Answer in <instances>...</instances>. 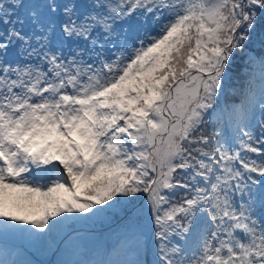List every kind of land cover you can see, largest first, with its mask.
Instances as JSON below:
<instances>
[{
  "label": "snow or ice",
  "instance_id": "1",
  "mask_svg": "<svg viewBox=\"0 0 264 264\" xmlns=\"http://www.w3.org/2000/svg\"><path fill=\"white\" fill-rule=\"evenodd\" d=\"M32 248L264 264V0H0V264Z\"/></svg>",
  "mask_w": 264,
  "mask_h": 264
},
{
  "label": "trees",
  "instance_id": "2",
  "mask_svg": "<svg viewBox=\"0 0 264 264\" xmlns=\"http://www.w3.org/2000/svg\"><path fill=\"white\" fill-rule=\"evenodd\" d=\"M214 128H215L214 125H208L206 128V134L211 135L214 131ZM74 223L70 224V226L64 230H66L67 232L70 228L73 227ZM76 223L79 225L86 223V224L92 225V227H94L95 229H99V230L100 229H104V230H116L117 229V224L113 222V220L110 218H96V219H91V220L82 219V220L76 221ZM98 232H102V231H98ZM113 237L114 235L111 236V240H113ZM86 242L88 243V246H87V250H88V248H91L89 247V243L92 244V242L90 239H86ZM98 245H101V243L98 244L97 242H95L93 249L91 251L98 248L99 247Z\"/></svg>",
  "mask_w": 264,
  "mask_h": 264
},
{
  "label": "rangeland",
  "instance_id": "3",
  "mask_svg": "<svg viewBox=\"0 0 264 264\" xmlns=\"http://www.w3.org/2000/svg\"><path fill=\"white\" fill-rule=\"evenodd\" d=\"M63 231L61 232V235H62ZM113 233H115V230H103L102 232H97L96 234L91 235V236L94 237L93 239L96 240V241H98V239H100L101 242L104 245V244L107 243L108 240L111 239V236L114 235ZM32 249L35 251V253L37 252L36 254H40L42 256H45V257H42V259L47 261L48 264H52L54 261L60 259L59 256L52 255V253H50V252L37 251L35 248H32ZM48 256H49V258H48ZM28 258L32 259V260H35V259L32 258L31 255ZM35 261H37V260H35Z\"/></svg>",
  "mask_w": 264,
  "mask_h": 264
}]
</instances>
